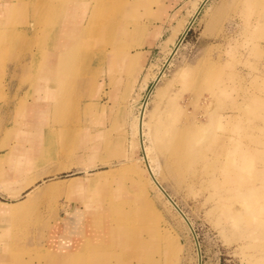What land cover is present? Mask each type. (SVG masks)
I'll use <instances>...</instances> for the list:
<instances>
[{
	"label": "rangeland",
	"instance_id": "obj_1",
	"mask_svg": "<svg viewBox=\"0 0 264 264\" xmlns=\"http://www.w3.org/2000/svg\"><path fill=\"white\" fill-rule=\"evenodd\" d=\"M31 1L36 4L31 7L35 12H30L27 16L17 14L16 28L12 29H15V36L27 34L26 37L31 38L28 41L34 43L33 46L29 49L27 41L15 40L19 47L14 49V54L0 58V159L3 160L0 172L16 170L18 167L15 164L21 162L19 169L23 174L15 176L8 173L11 186L21 188L37 179L31 186L21 190L18 197L12 194L13 188L10 190L0 185V202L30 201L29 205L19 209L14 222L4 221V228L15 230V238L14 244L9 239L10 244L4 250L6 257L2 256L5 259L0 264H46L55 249L53 246L49 248L50 240L43 238L44 234H57L62 224L65 227L67 223L74 222L75 214L83 216V221L81 236L70 235L73 245L76 241H81L83 236H87L83 238L88 239L87 242L92 241L93 232L97 235L99 227L96 228L95 223L90 221L91 210L96 205L87 203V196L91 190H95L84 185L96 172L104 170L111 172L106 184L122 185L129 190L130 196H135L137 188L134 186L137 182L148 188L149 198L162 215V220L158 222L149 219L151 226L145 228L150 232L149 235L145 234L148 242L155 243L157 247L142 248L141 254L123 250L120 260H108L105 264H147V258L152 259V264H200L198 246L190 227L164 198L158 196L156 187L147 175L137 135H134L132 128L145 101V121L148 124L152 122L150 128L145 127V142L148 147L153 146L152 116L161 112L159 116L162 118H178L180 125L207 126L208 129L202 134L204 140L213 133L222 134L224 138L230 134L240 140H249L251 148L259 150L256 152L261 157L252 159L253 167L242 168L239 183L234 186L241 190L249 180L257 188V193L250 197V204L253 205L249 206V220H252L249 227L246 226V221L235 220L240 214H244L246 218L249 202L246 205L241 204V200L237 201L233 194L238 190L233 194L227 191L231 186L214 185L211 171L205 165L196 171L201 177L193 184L195 190H191L194 193H190L187 188L177 189L160 173L157 176L192 224L200 248L201 264H264V173L254 170L264 171V34L256 32L254 36H248L240 17L233 10L229 11L230 17L213 28L209 13L220 6L222 0H210L191 25L171 65L165 70L158 88H165L166 93L163 96L154 92L149 96L154 77L164 67L169 53L182 37V31L200 1L151 0L147 8L140 7L137 24L129 25L132 32L124 41L130 51L134 50L131 44L137 40L144 43L135 47L139 56L132 57L128 62V65L134 66L133 75L132 71L115 72L120 67L117 69L114 61L110 64L108 58L101 62L102 46L99 38H102L100 35L91 36V44L87 47V55L91 61L76 75L69 77V88L62 95L66 108L50 111L52 113H48L46 120L43 118L40 122L42 131L52 132L56 138L53 150L48 153L44 149H36L38 141L32 142L26 137L24 140V135L29 136L30 131L36 128H31L32 125H18L20 116H29L32 112L44 113L39 109L34 110L42 95L26 81L30 72L26 76V72L22 70V66L30 62L29 52H37L39 49L33 33L40 25L37 12L40 10L41 0H28L29 3ZM229 2L232 3L233 0ZM134 28L139 33L134 32ZM226 31L235 38L232 44L228 45L215 38L217 34ZM152 37L153 44H147L146 39ZM107 49L113 51L110 46ZM201 60L202 66L213 61L217 63L212 66L213 74L209 75L208 83H218V88L203 84L201 87L187 88L185 79L183 81L177 78L180 68L194 67ZM127 68L129 66L126 65V70ZM215 74L217 77L212 76ZM221 114L235 115L243 123V130L236 134L232 128L221 127L219 123L227 124L225 119H219ZM35 134L36 131H33L31 138L37 139ZM156 154L153 153L156 157L153 165H158L159 160L163 166V158ZM209 154L213 158L214 153ZM215 159L218 160L216 157ZM219 161L222 163L226 159ZM200 170L202 174L199 173ZM72 177H79L80 180L71 182L69 179ZM220 180L223 181L222 177ZM53 183H62L64 186L57 192H44ZM76 183L82 186H70ZM39 189L43 191L40 192ZM27 196L31 199H27ZM241 207L244 213L237 214ZM80 216L77 219H81ZM132 219L139 220L137 217ZM124 223L134 227L132 233L123 231L120 223L115 225L136 246L139 232L143 228L137 222ZM254 228L258 232L256 235L252 234ZM242 232L244 235H241ZM32 243L38 249L29 247ZM48 251L51 252L45 257L44 254Z\"/></svg>",
	"mask_w": 264,
	"mask_h": 264
},
{
	"label": "bare ground",
	"instance_id": "obj_2",
	"mask_svg": "<svg viewBox=\"0 0 264 264\" xmlns=\"http://www.w3.org/2000/svg\"><path fill=\"white\" fill-rule=\"evenodd\" d=\"M150 1L151 0H41V5L39 7L40 10L37 12V21L40 25L33 33V38H36L39 49L37 52H29L28 56L30 57V62L28 64H25L24 62L25 65L22 66V70L26 72V76L27 72H30V75L25 78L26 81L30 83L31 87L36 88V90L42 95L40 101H38L39 103L36 102L38 104H36L34 110L39 109V111L42 110L44 113L40 114L32 112L29 116H20L18 119L19 126L32 125L31 128H36L33 131H36L35 135H37V139L31 138L33 133L31 130L30 134L28 132L26 133L29 134V136L24 135V140L30 138L32 142L38 141V146L36 147L38 151L44 149L50 153L53 150L52 145L56 138L52 132L44 133L40 122L43 121V118L46 120L48 113H52L50 111L54 112L55 110H63L66 108L65 101H62V95H64L69 88V84L67 83L69 77L71 78L76 75L78 71H81L87 63L91 61L87 55V47L91 44L90 40L92 35H100L102 38H99L100 46H102V49L100 48L101 62L107 58L108 61H110V64L111 61H114V66H117V69L120 67V69L115 72L122 73L123 70L127 72L133 70L134 66L130 64L128 65V62L132 57L139 56L135 47L138 45L141 46L144 43L137 40L133 45L131 44L134 50L130 51L129 46H126L124 41L128 39L132 32L131 26L129 25L137 24L136 22L138 21L140 14V7L147 8ZM209 1L210 0H200L196 5L192 18H190L191 20L182 31V37L174 46V49H170L171 52L169 53L164 67L154 77L149 96L154 92L158 95L163 94V96L164 93H166L165 88H158L159 83L165 75V70L171 65L172 59L181 45L183 38L187 35L191 25L198 19ZM229 1L230 0H222L221 5L216 6L209 13V18H215L218 13H221L220 17H222V19H227L229 11L233 10V12L240 17L241 23L248 36L252 37L256 32L264 34V0H233L232 3ZM228 2L229 5L227 6ZM22 3V8L24 9L23 14H26L25 16H27L29 12H35L32 10L33 6H36L33 1L30 3ZM11 6V9H13L17 4L14 2ZM18 14H20V12H18ZM14 15H17V12L14 13ZM105 17L106 19L103 20ZM16 19L17 17L14 19L8 17L7 22L5 21L4 24L14 22V27L16 28ZM218 19L215 21L216 23H218ZM233 20L235 21V19ZM138 28L139 27H137V30ZM134 29V32L139 33L136 31V28ZM224 32L218 37V39H220L219 41L227 43L228 45L232 44V40H235V38H233V35L228 31H226V33ZM26 35L27 34L24 33L17 34L16 36L14 34L12 35L6 28L2 29L0 26V57L3 58L4 56H8L11 52H14L15 48L19 47V45H16L13 40L27 41L26 44L30 49V46L32 47L34 43L28 41L31 40V38L26 37ZM146 40L147 44H153L154 37ZM95 44L96 43L93 45L95 46ZM108 46L112 47V50L115 51H108ZM34 49L35 48H33V50ZM26 61H28V59ZM204 64L205 65L201 66V68L198 64L194 67L180 68L176 76L177 78L182 79L187 77L190 82L193 80H199L207 87L212 88L213 86H216L218 88V83H208L209 75L213 74L212 66L217 63H214L213 61L211 64ZM126 65L129 66L127 70ZM219 65L220 64H218V66ZM133 74L134 72L132 75ZM212 76L217 77V74ZM219 78H222V76L219 75ZM146 107L147 101L141 106V110L139 111L137 118L134 120L135 122L132 123V128L134 135H137L147 175L152 184L156 187V193H159H157L158 196L162 199L164 198L165 201L168 202L171 208L181 216L188 227H192L187 215L184 214L177 203L165 190L158 179L157 174L160 173L163 177L168 178L177 189L181 190L182 188H187L190 193H194L195 191L193 190H195V187L193 184L197 183V179L201 177L197 175L196 171L202 169V166L205 165L211 171V181L214 185L231 186L227 191L233 194L235 190H238L236 194H233L237 201L241 200V204L244 203L246 205L249 202L246 207L248 208L246 209V218L248 219L245 218L244 214L237 215L238 217L236 219L234 218L237 222L246 221V226L249 227L251 225L250 221H252L249 220L251 217L249 206L253 205L250 204V197L257 193V188L256 186H252L249 180L245 183L246 187L241 188V190L234 186L239 183L238 180L243 173L242 168L253 167L252 159L254 157H261V155L257 153L259 150L252 149L249 140H240L230 134L224 138L222 137V134L213 133L204 140L202 134L208 129L207 126H203L200 129V127H197L195 124L180 125L178 124V118L172 117L170 120L169 118H162L159 116L161 112L158 115L154 114L152 116L151 120L154 121V125L152 126L153 131L151 133L153 146L148 147L145 142V127L149 126L150 128L152 122L150 121L148 124L145 121ZM56 113H54L55 117H57ZM219 119H225L227 121L226 125L219 123L221 127L226 129L232 128L236 134L243 130V123L241 124L233 114H221ZM247 134L249 136V133ZM109 141L112 142L111 140ZM210 152L214 153L213 158L210 156ZM153 153H157L163 158V166H161L162 164L159 163V160H157L158 165H153L156 158L153 156ZM215 157L218 158V160L215 159ZM222 159H226V161L221 163L219 160ZM2 161L3 160L0 159V165ZM17 164H15L16 167H18L16 170H12L11 172H0V185L5 186L6 189L8 187L10 190L13 188L12 194L15 197H18L22 192L21 190L31 186L34 183V180L37 179L31 180L21 188H18V186H11V180L8 177V173L15 176L23 174V171L19 169L21 162H18ZM254 170L255 172L258 171L264 173V171H259L257 169ZM108 171L109 170L96 172V175H93L84 185L95 190H91L88 193L87 203L96 205L95 208L91 210L90 221L95 223V226H97L96 228L99 227L97 235L96 232H93V238L91 237L92 241L87 242L88 239H83L85 237L87 238V236H83L81 241H76V243L74 241L75 246L73 245V242L68 246V241L67 243L64 241L65 245L62 244V241H54L56 235H49L50 232L48 231L49 234H44L45 236L43 238H49V248L51 249L53 246L55 252L52 253L46 264H92V262L93 264H105L108 260H120L122 258L121 251L123 252V250L128 249L132 254L139 252L141 254L142 248L157 247L155 243H149L147 240L148 238L145 237V234H150L149 230L145 229L149 227V225L151 226L150 220L153 219L154 222H158L160 219L162 220V215L156 208L154 201L148 196V188L137 182L136 186H134L137 188L136 194L135 196H130L128 194L129 190H126L124 186L119 184H115V186L112 184H106L108 183L109 175H111V172L107 173ZM199 173L202 174V170H200ZM220 177H222L223 181L220 180ZM69 180H71V182H77L80 179L79 177H72ZM61 184L62 183L50 184L44 189V192H57L62 189V186H64ZM70 186L82 185L76 183L75 185ZM97 190L99 191L98 194L96 193ZM38 191L42 192L43 190L41 191L39 189ZM165 194L173 201L183 215L175 208ZM29 197L30 196H27V199ZM29 202V199L24 202L15 203L0 202V251L2 252V255L0 253V262L5 259L2 256L6 257L4 250L7 249L6 247L10 244L9 239H11L14 244L15 238V230L11 231L9 227L4 228V221L7 223L14 222L19 209L29 205ZM222 205L225 204L222 203ZM242 209L243 207L239 208L237 214L240 212L244 213ZM256 211L257 210H255V212ZM79 216L80 215L75 214L74 217L76 220L74 219L73 223H67L65 225V229L67 230L65 234H69V236H65L67 240H70V235L81 236L83 216H80L81 219H77ZM133 217H137L139 220L134 221L132 219ZM185 218L188 223H190V226ZM18 222L19 220L17 223ZM124 222H137L143 228L140 232L138 231L139 236L136 241V246H134L133 242L128 239V235L121 234V229L115 225L116 223H120L123 231L132 233L134 227L125 224ZM104 228L106 230H104ZM262 229L263 226L261 227V230ZM248 233L251 234V232ZM256 233H258L257 229L254 228L252 234L256 235ZM241 235H244V232H242ZM33 245L34 244L32 243L29 247H34ZM34 248L38 249V247ZM49 248L41 249L47 250ZM92 248L98 250H91ZM50 252L51 251L46 252L44 256L47 257ZM146 263L152 264L153 261L152 259L150 260V258H147Z\"/></svg>",
	"mask_w": 264,
	"mask_h": 264
},
{
	"label": "crops",
	"instance_id": "obj_3",
	"mask_svg": "<svg viewBox=\"0 0 264 264\" xmlns=\"http://www.w3.org/2000/svg\"><path fill=\"white\" fill-rule=\"evenodd\" d=\"M17 1H19V2H17ZM0 0V26L2 27V29H4V28H6L7 29V31L10 33V34H14V31L13 30H15V29H12V28H15L14 27V22H12V23H7V24H4V22L6 21L7 22V19H8V17H10L11 19H14V18H16V15H14V13H16L17 12V14H18V12H20V14H23V12H24V9L22 8V2H28V0ZM14 2L17 4V6H15L13 9H11V5L12 4H14ZM225 9V8H224ZM21 10V11H20ZM30 13V12H29ZM20 14H18V15H20ZM220 14L221 13H218L217 14V16L214 18V17H212V19L210 18V20H211V25H212V27L214 28L215 26H217V25H220V23H222L224 20H226V19H222V17H220ZM24 15V14H23ZM26 15V14H25ZM222 15H223V13H222ZM219 18V19H218ZM218 19V23H219V21H220V23L218 24V23H216L215 21ZM214 21V22H213ZM16 25V24H15ZM220 35H216L215 36V38H218ZM10 41V40H9ZM13 42H14V40H13ZM221 42V41H220ZM13 54H14V52H12ZM12 53L11 54H9V56L11 55L12 56ZM1 58V57H0ZM3 59V58H2ZM198 66L201 68V66H202V60L201 61H199L198 62ZM179 79H181V80H183L184 81V79H182V78H179ZM187 77L185 78V84H186V87L187 88H196V87H201L202 86V82L201 81H192V82H190V80H189V78L187 79ZM9 117V116H8ZM7 117V118H8ZM202 127H200V129H201ZM63 223H65V222H63ZM60 229L62 230L63 229V232L60 230L59 231V233H57V234H55L56 235V237H55V239H54V241L56 240L57 242H61L62 241V244H64L65 245V243H67V241H68V246H69V244H71V242H73V241H71V240H67V236H69V234H65L66 233V229H65V227H64V224H62V226L60 227ZM62 234V235H61ZM66 236V237H65ZM59 237H61V238H59ZM63 238V239H62ZM65 238V239H64ZM71 239V238H70ZM64 241H65V243H64ZM62 250H66V249H62ZM0 253H1V255H2V252L0 251Z\"/></svg>",
	"mask_w": 264,
	"mask_h": 264
},
{
	"label": "water",
	"instance_id": "obj_4",
	"mask_svg": "<svg viewBox=\"0 0 264 264\" xmlns=\"http://www.w3.org/2000/svg\"><path fill=\"white\" fill-rule=\"evenodd\" d=\"M162 190V189H161ZM166 195V194H165ZM166 197L170 200V202L175 206V204L173 203V201L166 195ZM175 208L179 211V209L175 206ZM180 212V211H179ZM181 213V212H180ZM182 214V213H181ZM183 215V214H182ZM186 219V218H185ZM186 221H187V219H186ZM187 223H188V221H187ZM189 224V226H190V223H188ZM190 229H191V231H192V233H193V235H194V238H195V241H196V244H197V246H198V253H199V259H200V264H201V253H200V248H199V244H198V240H197V237H196V234H195V231H194V229H192V227L190 226Z\"/></svg>",
	"mask_w": 264,
	"mask_h": 264
}]
</instances>
